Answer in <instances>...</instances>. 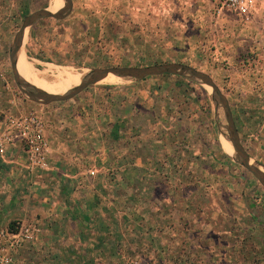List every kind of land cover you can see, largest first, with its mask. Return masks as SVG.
<instances>
[{"label": "crops", "instance_id": "obj_1", "mask_svg": "<svg viewBox=\"0 0 264 264\" xmlns=\"http://www.w3.org/2000/svg\"><path fill=\"white\" fill-rule=\"evenodd\" d=\"M71 1V11L63 19H43L64 20L73 10ZM254 18H264V13H252L244 21ZM38 21L25 32L22 56H27L25 43L35 37ZM8 37L0 34V125L7 114L31 109L30 102L8 80ZM37 58L48 61L42 55ZM25 65L44 76L33 65ZM235 73H245L238 83L241 97L264 98V87H260L264 86V68L256 72V88L251 87L253 80L248 72L235 68L230 72V84ZM191 82L175 74L149 76L122 85L110 83L98 98L81 101L76 109L64 105L65 101L53 108L44 105L46 115L39 116L45 121L49 140V168L27 170L26 154L18 139L0 153V229L27 220H35L42 227L35 243H26L12 254V264H85L82 259L90 258L86 247L92 241L95 264H102L98 259L120 257L115 242L137 233L144 236V257L158 258L159 264H164L163 259L171 264V257L180 258L178 264H216L215 248L222 246H215L219 239L211 232V222L217 221L179 219L183 204L172 197L156 201L154 196L158 188L165 189L166 195L182 193L185 179H198L201 159H218L211 152L200 154L198 141H214L217 112L210 92H204V104V95H195L188 88ZM72 83L36 84L60 93ZM223 94L231 107L229 94ZM260 122L255 140L249 143L250 150L244 148H248L251 161L264 166V121ZM194 132L202 137H192ZM233 206L237 211L245 209L246 219L239 223L243 235L238 237L237 251L232 243L235 236L223 230L227 244L223 246L224 260L227 264H264V202L239 201Z\"/></svg>", "mask_w": 264, "mask_h": 264}, {"label": "rangeland", "instance_id": "obj_2", "mask_svg": "<svg viewBox=\"0 0 264 264\" xmlns=\"http://www.w3.org/2000/svg\"><path fill=\"white\" fill-rule=\"evenodd\" d=\"M73 1L70 16L59 21L54 19L38 21L35 24L37 29L35 37L32 41L27 39L28 42L25 43L28 59L35 69L43 72L46 81L50 82L53 79L51 72L47 70L49 66H67L83 74L92 68L111 66H146L169 62L189 64L213 76L223 93L229 94V89H232L229 102L233 118L242 145L248 146L250 150L249 143L255 140L258 133L255 128H261L262 123H258L260 119L264 121V98L259 96L244 98L239 95L238 83L244 78L245 73L244 76L239 73L233 74L231 84L229 79L231 70L235 68L238 72H248L247 75L253 80L252 88L259 86L256 85L255 75L264 68L262 67L264 18H254L245 22L238 15L228 11H223L217 16L206 0ZM51 2L52 0H0V34H8L10 45L23 17L37 9L43 7L52 9L58 5L57 3L56 6H50ZM255 12L264 13V1L258 3L253 13ZM40 55L48 61L37 58ZM5 58L8 80L12 88L30 102V110L44 118L45 104L33 102L20 92L12 78L7 52ZM78 78L79 74H71L51 83L75 82ZM127 81L129 80H121L115 85H122ZM191 83L193 84L188 88L195 95L200 97L204 95L205 104L207 96L204 92L209 93L211 89L205 85L199 86L195 81ZM109 84L100 81L90 85L75 97L65 101L64 105L76 109L81 101L85 102L87 99L94 101L98 95L107 91ZM199 88L200 91L197 90ZM61 103L63 102L48 105L53 108ZM218 123L221 127L219 129L216 125L212 135L214 141H198L201 156L211 152L210 154L217 155L218 161L213 160V157H208L209 162L207 158L201 159L198 163L200 167L198 179L195 177L192 179L191 176L185 179L186 186L182 193L166 195L165 189L158 188L154 196L157 198L156 201H167L172 197L183 204L184 209L179 211L181 213L178 215L179 219L200 218L205 222L217 221L211 222V232H215V237L219 239L216 240L215 246L222 247L215 248L217 255L215 263L227 264L228 260L225 261L223 257V246L227 245L223 241V230L231 231L233 237L235 236L236 240L232 243L237 251L240 245L238 237L243 235L239 223L246 219L243 215L245 209L237 211L233 205L239 201L253 203L256 199L263 203L264 195H260L259 191L264 194V188L233 160L232 154L228 155V145L220 142L221 132L225 131L222 127L225 120L220 109L217 112ZM194 135L199 139L202 137L196 132L191 136ZM193 149L196 150V145ZM195 205L199 207L196 208ZM230 220L231 225L228 222ZM114 246L119 247L120 257L98 259L102 264L160 263L158 258L144 257L146 250L143 234L125 237L118 243L115 242ZM104 248L110 249L106 245ZM86 249L90 258H83L82 262L95 264L94 241L89 243ZM179 259L169 258L171 264H178L176 261ZM163 262L166 264L164 259Z\"/></svg>", "mask_w": 264, "mask_h": 264}, {"label": "water", "instance_id": "obj_3", "mask_svg": "<svg viewBox=\"0 0 264 264\" xmlns=\"http://www.w3.org/2000/svg\"><path fill=\"white\" fill-rule=\"evenodd\" d=\"M71 8L72 1L63 0V6L58 11L52 12L48 8H40L29 13L22 19L8 50L12 78L21 93L33 102L47 105L53 102L67 101L78 95L85 88L100 82L108 76H114L121 80L129 81H137L145 77L165 74L185 76L189 80L210 87V97L216 107V112L220 109L225 120V124L222 125L225 131H222L221 135H224L227 138L233 148V160L247 170L253 178L264 187V166L251 161L247 150L242 145L228 99L221 92L209 74L200 71L191 65L171 62L149 66H111L92 68L82 74L76 85L69 87L62 93L46 91L25 80L18 72L17 57L22 48L26 30L36 21L43 18L63 19L70 13ZM218 127H221L219 123Z\"/></svg>", "mask_w": 264, "mask_h": 264}, {"label": "built area", "instance_id": "obj_4", "mask_svg": "<svg viewBox=\"0 0 264 264\" xmlns=\"http://www.w3.org/2000/svg\"><path fill=\"white\" fill-rule=\"evenodd\" d=\"M206 1L210 3L217 16L223 11H228L243 20H248L258 3L264 0ZM45 127L43 119L32 110L7 114L0 125V153H3L12 141L18 139L26 154V169L29 171L48 169L50 147ZM41 232L42 227L35 220L19 223L15 230L0 229V264H12V254L26 243H35Z\"/></svg>", "mask_w": 264, "mask_h": 264}, {"label": "bare ground", "instance_id": "obj_5", "mask_svg": "<svg viewBox=\"0 0 264 264\" xmlns=\"http://www.w3.org/2000/svg\"><path fill=\"white\" fill-rule=\"evenodd\" d=\"M57 3H58V5H57ZM62 4H63V0H59V1L58 0H52V2L50 3V6H56V5L57 6L52 8V9H49V8L48 9L51 11H56L57 9H59L62 6ZM22 53L23 52L21 49L19 54H18V57H17V69H18L19 74L23 78H25V80L27 79V81L31 80L29 82L36 85L37 87L44 89L46 91H49V92H53V91L47 90L45 88H42L40 85L34 83V82H38V83H49V82L46 81V79L44 78L43 75L36 74L34 71L29 69L25 65V64H29V65H33V64L25 54H23V56H22ZM47 70L52 72L51 74L53 76V79L50 82L55 81L56 79H59V78L69 76L71 74H79V78L75 82H73L69 87L76 85L79 82L80 77L82 76V73H79L78 71L71 69L67 66H60V67L49 66ZM32 81H34V82H32ZM120 81H121V79L114 77V76H108V77L104 78L103 80H101V82H108V83H119ZM207 88L210 90V87L207 86ZM53 93H56V92H53ZM60 93H62V92H60ZM219 129H220V127H219ZM220 142L225 146L228 145V154H230V155L233 154V148H232L230 142L227 140V138L224 135L221 136Z\"/></svg>", "mask_w": 264, "mask_h": 264}, {"label": "trees", "instance_id": "obj_6", "mask_svg": "<svg viewBox=\"0 0 264 264\" xmlns=\"http://www.w3.org/2000/svg\"><path fill=\"white\" fill-rule=\"evenodd\" d=\"M152 64H155V63H152ZM148 65H151V64H148ZM16 227H18V223H15V222H13V223H11L10 225H9V230H15L16 229Z\"/></svg>", "mask_w": 264, "mask_h": 264}]
</instances>
